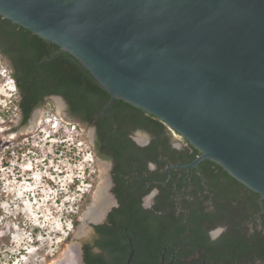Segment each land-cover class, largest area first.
Here are the masks:
<instances>
[{
    "label": "water",
    "instance_id": "obj_1",
    "mask_svg": "<svg viewBox=\"0 0 264 264\" xmlns=\"http://www.w3.org/2000/svg\"><path fill=\"white\" fill-rule=\"evenodd\" d=\"M0 14L75 56L105 107L123 99L187 139L200 154L180 167L210 159L264 197V0H0Z\"/></svg>",
    "mask_w": 264,
    "mask_h": 264
},
{
    "label": "trees",
    "instance_id": "obj_2",
    "mask_svg": "<svg viewBox=\"0 0 264 264\" xmlns=\"http://www.w3.org/2000/svg\"><path fill=\"white\" fill-rule=\"evenodd\" d=\"M0 55L11 70L17 89L19 127L28 125L32 111L42 106L48 95H60L67 102L70 117L74 116L75 120L86 125H96L92 152L105 159L115 158L116 178L118 172H128L122 165L124 162H130L129 167H133L131 171L137 170L139 173L144 172L148 160L156 163L150 176L159 181L152 182L138 195L133 193L128 201L121 198L124 205L121 210L125 214L122 223L132 230L145 229L139 235V244L145 253L134 255L130 264H153L159 257L154 249L165 235H169L171 242L177 241L179 247L182 238L192 248L203 247L205 252L199 255V260L204 254H211L206 258L218 257L223 264H240L242 260L239 259L243 254L250 252L252 264L256 259L264 261V233L255 228L248 232L246 224L256 220L255 214L261 209L259 193L210 159H203L193 166L187 178L184 177L185 168L171 167L169 173L172 176L162 183L166 177V165L189 163L200 151L183 137L180 140L182 146L174 147L175 138L162 120L123 99L114 97L105 107L110 100V92L75 56L52 41L12 23L1 14ZM137 129L150 135L147 146H136L128 137L130 132ZM177 173L184 175L176 178ZM152 187H157L159 193L154 206L144 209L139 204L140 196ZM177 203L181 207L179 210ZM259 218L264 228V209ZM223 223L227 225L226 231L218 240H210L208 231ZM96 228L100 230L99 226ZM108 229L111 231L112 228L109 226ZM114 234L109 233L110 239L103 244L111 256L116 254L118 242L117 238L112 239ZM97 241L100 243L99 239ZM88 249V245H84L86 260L90 264H103L100 257H91ZM218 250L219 255H213ZM182 256H191L190 261L196 262L194 255H176L175 264L185 263V260H178ZM119 258L120 255L117 261Z\"/></svg>",
    "mask_w": 264,
    "mask_h": 264
},
{
    "label": "rangeland",
    "instance_id": "obj_3",
    "mask_svg": "<svg viewBox=\"0 0 264 264\" xmlns=\"http://www.w3.org/2000/svg\"><path fill=\"white\" fill-rule=\"evenodd\" d=\"M17 97L0 55V264H50L64 249L80 247L106 167L92 152L89 126L62 102L48 98L54 100L19 127Z\"/></svg>",
    "mask_w": 264,
    "mask_h": 264
},
{
    "label": "flooded vegetation",
    "instance_id": "obj_4",
    "mask_svg": "<svg viewBox=\"0 0 264 264\" xmlns=\"http://www.w3.org/2000/svg\"><path fill=\"white\" fill-rule=\"evenodd\" d=\"M54 95L56 94L48 95L46 99H44V102L42 105L47 103L48 100H54V99H48V98L53 97ZM62 100L64 102L65 109L67 111L68 109L67 102L64 98ZM87 125L94 126V135H93L92 144H91L92 148H94L96 132H97L96 125L93 123H89ZM167 129L171 132L173 137L179 139L177 141L176 140L173 141V146L176 148L181 147L182 146V142L180 141L182 140L181 136L178 135L176 131L168 127ZM128 137L133 141V143L136 146H139V147H145L150 143V135L147 132L140 130V129L130 132L128 134ZM104 150H106V148H104ZM108 154H110V152H108ZM102 157L96 154V159L100 161L99 163H102L106 167V174H105L106 176L105 191L106 192L105 193L108 195L109 202L107 205H105V207H103L102 212L95 219H92L90 216V213L92 212V207L89 209L87 216L90 220H92L89 222L90 223L89 230L80 240V247L78 248L80 253L78 252L77 247L75 248L77 253H79V255H77L78 264H90L86 260L85 255H84V250H83L84 245H88L89 247L88 251L91 254V257H100V260L102 261L103 264H121L122 262H124L125 264V262L128 259V256L131 255V258L129 261V264H130L134 255H144L145 253L143 250H141V247H140L141 244H139L140 232H145V229L137 228L136 230H132L129 228V225L127 224L124 225L122 223V218L125 217V214H123V211L121 210L124 207L121 201V198L122 200L124 199L125 201H128L130 197L133 195V193H135V195H138L142 190L146 189V187L148 188V186L152 182L159 181L153 178L152 176H150V173H152V171L156 168L157 165L153 161L148 160L146 162V169L144 170V172L142 173L140 172L141 173L140 174L137 170L131 171L133 167L132 166L129 167L130 162L129 163L124 162L122 165L125 166V169H127L128 172H125V174L122 172H118V176L116 178L115 176L117 175V173L115 172V165L117 164V162L115 158L111 157V158L105 159ZM150 164L154 165V169L150 168ZM180 165H172V164L166 165L165 167L166 177L164 180H162V183H165V181H167L170 178V176H172V173H169V169L171 167H174V168L180 167ZM181 168H185V167H181ZM185 169H186V174L184 177L187 178L189 176L190 169H187V168ZM183 175L184 173L175 174L176 178H180ZM176 181H178V179H176ZM158 193H159L158 188L152 187L146 193L142 194L140 196V202H139L140 207L144 209L152 208L154 206V202H155V199ZM94 196H95V192H94ZM172 197H174V194ZM174 200H176V198H174ZM258 203L261 206V209L255 214L256 220L254 221L251 220L246 223L249 227L248 232L252 231V228H255L256 230H259L264 233V228L262 227L260 218H259V214L264 209V200H263V197H261V195L258 198ZM176 206L178 210L181 209L179 203H177ZM114 220L115 222H113ZM225 224L226 223L218 224L208 231V236L210 240H213V239L210 237L209 233L213 232V230L217 229L218 227H224L227 229V225ZM98 226L100 230L96 228ZM109 226L112 228L111 231H109L108 229ZM109 233H115L114 234L115 237H113L112 239H116V238L118 239V242H116L117 248H115L116 254L112 256L109 255L108 249L106 247H103V244H107V241L110 239ZM223 233L219 234L218 238H216L213 241L218 240L219 237ZM213 234L215 235V233ZM98 239L100 243L102 244H100L97 241ZM71 245L75 247V244H71ZM180 247L177 241L171 242V239H169V235H165L164 238L161 240L160 244L157 245L156 248L154 249L155 255H159V257L157 258V260L153 262V264H175L176 260H174L175 259L174 257L176 255H194V257L196 258L195 263H192V261H190L191 256L180 257L178 260H183V261L185 260L184 264H223L222 261H219L220 258L218 257L214 259L213 258L211 259L209 257L206 258V256L211 255V254H204L205 256H203L199 260L198 259L199 255H203V253L205 252L204 248L198 247V246L196 248L194 247L192 248L191 245L187 244L184 238H182ZM219 250L221 251L222 249L219 248ZM219 250L216 252H213V255H219L218 254ZM119 255H120V258H119L120 260L117 261V257H119ZM232 255H235V254L233 253ZM57 256L58 255L52 258L51 261H54V259H56ZM239 260H242L240 264H252L251 263V253L249 252L248 254H243L242 259H239ZM198 261L200 262L198 263ZM254 263L264 264V261L260 259H256L254 260Z\"/></svg>",
    "mask_w": 264,
    "mask_h": 264
},
{
    "label": "bare ground",
    "instance_id": "obj_5",
    "mask_svg": "<svg viewBox=\"0 0 264 264\" xmlns=\"http://www.w3.org/2000/svg\"><path fill=\"white\" fill-rule=\"evenodd\" d=\"M99 168L100 176L102 177L104 175L105 168H103L102 166H100ZM105 187L106 183L102 179L95 191L92 212L90 213L92 219L97 218L102 212L103 207H105V205H107L109 202L108 195L105 193ZM77 255H79V253H77L76 249L68 247L64 249V251L60 253V255H58L57 258L54 259V261H51L50 264H78Z\"/></svg>",
    "mask_w": 264,
    "mask_h": 264
},
{
    "label": "clouds",
    "instance_id": "obj_6",
    "mask_svg": "<svg viewBox=\"0 0 264 264\" xmlns=\"http://www.w3.org/2000/svg\"><path fill=\"white\" fill-rule=\"evenodd\" d=\"M150 168L154 169V165L150 164ZM224 231H226V228L218 227L217 229H214L213 232H210L209 235L213 240H215L216 238H218V235L223 233ZM213 233H215V235Z\"/></svg>",
    "mask_w": 264,
    "mask_h": 264
}]
</instances>
